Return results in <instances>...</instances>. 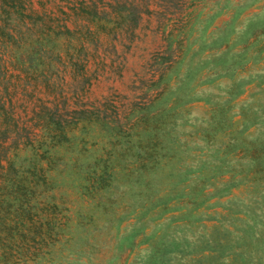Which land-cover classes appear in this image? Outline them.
Returning <instances> with one entry per match:
<instances>
[{"label":"rangeland","instance_id":"374dc122","mask_svg":"<svg viewBox=\"0 0 264 264\" xmlns=\"http://www.w3.org/2000/svg\"><path fill=\"white\" fill-rule=\"evenodd\" d=\"M30 2L61 33L51 87L15 78L13 109L69 218L32 248L0 202V264H264V0Z\"/></svg>","mask_w":264,"mask_h":264},{"label":"trees","instance_id":"16d2710c","mask_svg":"<svg viewBox=\"0 0 264 264\" xmlns=\"http://www.w3.org/2000/svg\"><path fill=\"white\" fill-rule=\"evenodd\" d=\"M87 11L97 14L93 7ZM43 14L31 7L30 0H0V140H5L9 135L18 136L12 141V146L16 147L14 155L7 158L6 169L3 168L0 172V189L8 187L5 192L0 190V202L8 210L11 207L13 212L12 223L5 218L2 223L12 228L32 248L55 243L63 223L69 218L66 212H61L62 221L61 217H53L49 211L51 206H60V202L52 194V179L48 176L46 167L41 164L42 159H48V156L45 157V149L37 152L44 140L36 137V143L30 142L24 125L18 131V115H15L12 102L13 88L17 85L15 78L22 79L26 86L30 83L33 86L51 87L50 78L45 72L51 66L49 61L42 58L49 48L45 47L46 42L43 40H51V33L58 35L61 30L57 28V22L46 20ZM65 29L70 33L67 27ZM72 63L77 64L75 61H71ZM32 119L34 124L47 130L51 122L52 126H56V132L61 134L65 121L69 120L51 111L47 118L40 110L33 114ZM22 136L24 140L19 145L18 141ZM27 143L31 144L30 148ZM26 147L31 151L32 157L27 168L22 162L16 163L15 160L18 149ZM32 201L37 206H33ZM39 208L46 209V216L40 222L32 216L37 214L36 209Z\"/></svg>","mask_w":264,"mask_h":264}]
</instances>
